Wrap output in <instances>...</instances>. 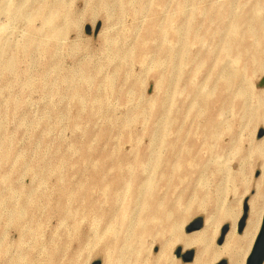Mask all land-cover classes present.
<instances>
[{
  "label": "rangeland",
  "instance_id": "1",
  "mask_svg": "<svg viewBox=\"0 0 264 264\" xmlns=\"http://www.w3.org/2000/svg\"><path fill=\"white\" fill-rule=\"evenodd\" d=\"M3 1L0 264H105L113 228L100 240L103 219L116 208L118 234H134L143 228L137 191L156 187L183 220L166 241L146 235L144 264H241L249 249L233 240L238 226L259 222L256 239L264 215V39L248 51L254 70L228 50L252 26L264 38V0ZM42 3L59 16L54 40V25L29 23ZM211 125L215 152L199 150L192 178L166 191L187 148L203 143L194 132ZM118 171L130 186H96Z\"/></svg>",
  "mask_w": 264,
  "mask_h": 264
},
{
  "label": "bare ground",
  "instance_id": "2",
  "mask_svg": "<svg viewBox=\"0 0 264 264\" xmlns=\"http://www.w3.org/2000/svg\"><path fill=\"white\" fill-rule=\"evenodd\" d=\"M5 1H7V0H4L3 2H5ZM15 10H16V8H15ZM35 10L36 11H34V13L30 14V19H29L30 24H34V22L39 21L41 24L49 25V26L54 25V27H55V24H57L58 17H59L58 13L55 9H51L48 7L47 4L42 3V4H39ZM2 15H4V6L0 7V16H2ZM244 19H242L241 23H239V22L238 23L239 24H243V23L245 24ZM248 24H254V21H251V23H248ZM57 28L58 27L56 26L50 35L51 39H53V40L56 39L58 36V33L55 31V29H57ZM258 35L259 34H257L255 27L252 26L251 28L240 32L241 38H240V40L238 39V43H231V42L229 43L228 55L232 56L235 61L239 62L243 71L245 69L246 70L256 69L255 64H254V66H251V64H253V63L248 64L249 59H251V55L248 51H249V49H251V47L254 48L255 46H258V47L262 46V44H263L262 40L264 38L260 37V36H259V38H257ZM51 44H55V43H51ZM50 45H47V47H49ZM41 47H42V49H44L43 45ZM23 50L26 52L30 51V49H23ZM252 62H254V61H252ZM255 62L257 63V60ZM184 65L188 66L189 64L184 63ZM249 66H251V67H249ZM15 67H16V58L13 57V58L9 59L3 65V71L7 74L13 73L15 70ZM257 68H260V67H257ZM231 78L232 77L230 76L229 79H231ZM232 79H234L235 82H238L239 80L243 79V75L238 74L237 76L233 77ZM231 84H232V80L231 81L225 80L221 86V89L226 90V89L230 88ZM221 91L220 90H214L213 96H214L215 102H219V100L224 101V98L222 97ZM261 102H262V100H261ZM216 130H217V128H215L214 126L211 125V126L199 128L197 131L194 132V134H193L194 136L200 137L203 139L202 140L203 143H202L201 147H199L197 149L194 145L193 147L187 148V152H186L185 159H184L185 162L179 163L178 168L175 170L176 181L173 184L170 183L169 181H167L165 186H163L162 188H164L165 190L166 189L169 190L170 188H172L173 191H176L177 188L179 186L183 185V183L185 181H187L189 178H192L191 177L192 171H193V169L197 168V163L199 162V160H201V159H199L197 152L199 150L207 151L210 154L215 152L216 146H214L213 141L217 140L219 135H220L219 133H217ZM131 164L132 165L134 164V166L135 165L137 166V160H134V162H131ZM131 170L134 171V169H128L129 172H131ZM123 174L124 173L122 171H118L115 175H113L111 180H109V184H110L109 186L104 184V180L98 181L96 186L102 190H103V188H105V190L106 189L109 190L110 189L109 187H111L113 191L120 192V190L123 189V187L130 186V182H131V177H129V179L126 180V179H124ZM141 180L143 181L144 179H141ZM143 183H148V182H143ZM156 188H149L150 190H148L147 192L146 191H140V190L137 191L136 198H135V201H133V204H135V203L138 204V202L143 204V209H141V213H140V216L138 218V222L143 223V228L135 231L134 234H132V235H129V234L120 235V234H118V231L116 230L118 225H115L116 221L118 220V211L116 208L112 209L109 217L103 219L104 220L103 225L100 228V232H99V239L100 240H101L103 234L105 233L106 225L109 228L110 227L113 228V230H112L113 238L111 240L108 239L107 241H102V243H101L102 245H104L103 247L105 248V251L107 252L105 264H144L145 260H144L143 253H145L144 240L146 238V235H149V236L152 235V237L160 236L161 240L163 242L165 240L166 235H168V234L175 235V234L179 233L178 230L180 229L181 222L183 220L182 219L183 216L180 217V215L183 212L180 211V207L174 206L173 203L171 204V201H170L171 196L167 200L166 196L157 195ZM157 190L159 192L160 188H157ZM196 199H198V198L196 197ZM191 208L192 207H190V209ZM130 209H132V206H130ZM249 212H250V210H249ZM254 212L255 213L252 215L250 220H252V219L258 220V211H254ZM15 213H16V209H15ZM263 218H264V215H263ZM263 218H262V223H263ZM258 224L259 225L257 227V230L253 231V229L256 227V224L253 225V222L251 223L250 221L249 222L246 221V226L244 227L245 228L244 231H242L243 234H242L241 239H239V238L233 239L236 242V244H238V242H239L240 244H243L245 247H247L249 249L248 253L246 254V257L241 261V264L246 263L248 255H249L250 250L252 248V245L254 243V240L257 239V238L255 239V237H256L257 232L259 230L260 223L258 222ZM146 229H147V232H145ZM200 233L201 232L199 231L197 233H194L191 236L192 237H198V235ZM20 238H21V236H20ZM195 248H197V247H195ZM181 250H182V248H181ZM158 258L161 262H164L165 260H167L166 259L167 257L165 255L161 256V258L160 257H158ZM223 258H225V257H223ZM226 259H227V257H226ZM228 262H229V260H228ZM224 263H226V262H224Z\"/></svg>",
  "mask_w": 264,
  "mask_h": 264
},
{
  "label": "water",
  "instance_id": "3",
  "mask_svg": "<svg viewBox=\"0 0 264 264\" xmlns=\"http://www.w3.org/2000/svg\"><path fill=\"white\" fill-rule=\"evenodd\" d=\"M263 134V132H260V136ZM245 226V218H243L238 226V230L241 232ZM201 228L200 222H196L189 226L187 228V232H194V231H199ZM226 232V228L223 230V234ZM221 242V240H220ZM178 256H182L183 260L185 262H192L194 259V254L192 252H188L186 254H183L181 250L177 251ZM264 263V218H263V223L262 227L260 230V233L255 241V244L252 248L251 254L249 255L246 264H263ZM220 264H225L224 262Z\"/></svg>",
  "mask_w": 264,
  "mask_h": 264
}]
</instances>
